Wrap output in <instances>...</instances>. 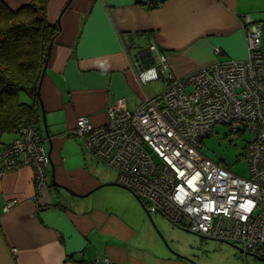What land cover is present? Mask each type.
<instances>
[{
    "label": "crops",
    "instance_id": "1",
    "mask_svg": "<svg viewBox=\"0 0 264 264\" xmlns=\"http://www.w3.org/2000/svg\"><path fill=\"white\" fill-rule=\"evenodd\" d=\"M3 1L13 10L37 4ZM43 6L58 27L40 85L49 139L42 112L36 126L39 132L42 122L49 151V184L37 193L30 167L0 176V264H193L156 243L139 200L115 185L116 173L87 155L72 131L80 116L97 128L120 108L135 110L160 95L149 88L163 86L161 55L179 79L245 60L244 16L260 24L264 52V0H46ZM151 66L160 78L140 82V71ZM72 137L82 151L77 165L65 152L66 143L76 145ZM8 201L15 204L4 211Z\"/></svg>",
    "mask_w": 264,
    "mask_h": 264
},
{
    "label": "built area",
    "instance_id": "2",
    "mask_svg": "<svg viewBox=\"0 0 264 264\" xmlns=\"http://www.w3.org/2000/svg\"><path fill=\"white\" fill-rule=\"evenodd\" d=\"M242 20L245 60L214 64L179 79L167 71L161 55L156 59L164 78L160 95L146 98L135 110L120 108L97 128L80 116L72 134L87 155L116 173V183L147 212L264 260V52L260 24L248 16ZM159 75L151 66L138 79L144 83ZM217 124L229 126L232 133H254L245 154L248 177L201 153L203 139ZM49 164L43 136L33 125L21 128L10 141H0V176L30 167L39 193L49 184ZM14 204L6 202L3 210ZM105 263L112 264L108 259Z\"/></svg>",
    "mask_w": 264,
    "mask_h": 264
},
{
    "label": "trees",
    "instance_id": "3",
    "mask_svg": "<svg viewBox=\"0 0 264 264\" xmlns=\"http://www.w3.org/2000/svg\"><path fill=\"white\" fill-rule=\"evenodd\" d=\"M45 1L13 10L0 0V139L29 125L37 129L40 76L58 31L47 21ZM23 94L29 101L21 100Z\"/></svg>",
    "mask_w": 264,
    "mask_h": 264
},
{
    "label": "rangeland",
    "instance_id": "4",
    "mask_svg": "<svg viewBox=\"0 0 264 264\" xmlns=\"http://www.w3.org/2000/svg\"><path fill=\"white\" fill-rule=\"evenodd\" d=\"M162 87L161 82L157 81L152 83L149 89L158 94L162 92ZM21 96L23 99L25 98L24 94ZM39 133L43 134L42 122ZM253 137L254 133L247 130L232 133L229 126L217 124L212 133L203 139L200 151L205 157L220 164L230 172L241 177H248L249 167L245 154L248 143ZM71 139L76 145L66 143L65 152L70 156L68 163L77 165L76 155L78 151L80 154L82 151L79 142L73 137ZM116 178L117 175L115 174V181ZM132 196L134 199L136 198L133 194ZM136 201L138 202V200ZM147 222L155 232L158 245L167 249L173 247L182 255H188L193 264H264V260L261 258L244 255L241 247L236 244L193 235L185 229L179 228V226H174L159 213L152 212L149 217L147 216Z\"/></svg>",
    "mask_w": 264,
    "mask_h": 264
},
{
    "label": "water",
    "instance_id": "5",
    "mask_svg": "<svg viewBox=\"0 0 264 264\" xmlns=\"http://www.w3.org/2000/svg\"><path fill=\"white\" fill-rule=\"evenodd\" d=\"M52 43H53V40L50 42V44H49V47H48V51H47V58H46V60H45V65H44V67H43V70H42V73H41V76H40V81H39V90H38V93H39V95H40V85H41V81H42V79H43V76H44V73H45V69H46V65H47V61H48V58H49V55H50V51H51V46H52ZM40 109H41V112H42V122H43V126H44V130H45V135H46V138L47 139H49V134H48V132H47V127H46V124H45V113H44V110H43V107H42V102H41V98H40ZM57 136H59V135H57ZM47 156H48V159H49V151H47ZM49 163H50V161H49ZM53 181H54V179L52 180V184H53ZM116 186H120L119 184H115ZM57 189H63V190H65L66 192H68V193H70L69 191H68V189H66V188H64V187H62V186H60V185H54ZM100 187V186H99ZM120 187H122V186H120ZM122 188H124V187H122ZM126 189V188H125ZM71 194V193H70ZM135 196V195H134ZM136 197V196H135ZM136 199L138 200V198L136 197ZM140 202V201H139ZM141 203V202H140ZM141 206L143 207V205L141 204ZM145 210V209H144ZM145 213L147 214V216L149 217V212H147L146 210H145Z\"/></svg>",
    "mask_w": 264,
    "mask_h": 264
}]
</instances>
